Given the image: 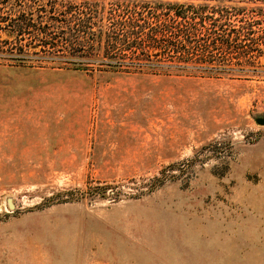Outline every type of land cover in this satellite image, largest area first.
<instances>
[{"label": "rangeland", "instance_id": "374dc122", "mask_svg": "<svg viewBox=\"0 0 264 264\" xmlns=\"http://www.w3.org/2000/svg\"><path fill=\"white\" fill-rule=\"evenodd\" d=\"M145 1L206 4L222 27L191 51L212 40L218 68L0 58V264H264V0Z\"/></svg>", "mask_w": 264, "mask_h": 264}, {"label": "trees", "instance_id": "16d2710c", "mask_svg": "<svg viewBox=\"0 0 264 264\" xmlns=\"http://www.w3.org/2000/svg\"><path fill=\"white\" fill-rule=\"evenodd\" d=\"M28 1L0 11V30L8 36L0 41V58L13 65L44 61L52 69L87 74L123 72L126 65L133 72L156 74H168L171 68L205 73L218 68L213 65L218 56L209 50L212 40L204 42L203 53L191 51L202 44L189 37L191 32L222 27L204 16L206 4L166 1L151 11L145 0H112L110 6L90 0ZM211 8L220 18L227 16L224 1ZM257 12L263 19L264 10ZM231 44L222 38L212 46ZM176 60L182 64L168 63Z\"/></svg>", "mask_w": 264, "mask_h": 264}, {"label": "water", "instance_id": "95a60500", "mask_svg": "<svg viewBox=\"0 0 264 264\" xmlns=\"http://www.w3.org/2000/svg\"><path fill=\"white\" fill-rule=\"evenodd\" d=\"M256 122H257L258 124H260V125H264V118H263V117H258V118L256 119ZM7 203H8L9 208H11V209L14 208L15 205H14V202H13L12 198H8V199H7Z\"/></svg>", "mask_w": 264, "mask_h": 264}]
</instances>
